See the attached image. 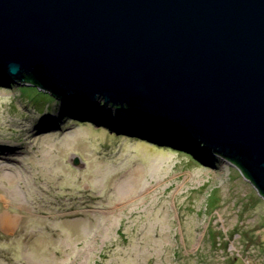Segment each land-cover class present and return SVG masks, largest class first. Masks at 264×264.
I'll return each instance as SVG.
<instances>
[{
	"label": "rangeland",
	"instance_id": "1",
	"mask_svg": "<svg viewBox=\"0 0 264 264\" xmlns=\"http://www.w3.org/2000/svg\"><path fill=\"white\" fill-rule=\"evenodd\" d=\"M31 85L0 83V264H264V198L222 155L146 137L161 125L99 97L19 89Z\"/></svg>",
	"mask_w": 264,
	"mask_h": 264
},
{
	"label": "water",
	"instance_id": "2",
	"mask_svg": "<svg viewBox=\"0 0 264 264\" xmlns=\"http://www.w3.org/2000/svg\"><path fill=\"white\" fill-rule=\"evenodd\" d=\"M0 76L166 125L264 198V0H0Z\"/></svg>",
	"mask_w": 264,
	"mask_h": 264
},
{
	"label": "trees",
	"instance_id": "3",
	"mask_svg": "<svg viewBox=\"0 0 264 264\" xmlns=\"http://www.w3.org/2000/svg\"><path fill=\"white\" fill-rule=\"evenodd\" d=\"M26 82H30V81H28L27 79L25 80ZM11 82L12 81H10V80H8V79H6V78H4V77H2V76H0V83H6V84H11ZM24 82V81H23ZM25 89H23V88H20L19 87V89L21 90V91H23L24 92V94H26L27 95V92H30L31 90H35V91H37L39 94H41L43 97H45V96H47V97H49V98H52V101L53 100H57V101H60L59 99H57L55 96H53L51 93H49V94H46V93H43V92H41L40 90L41 89H39L37 86H34V85H31V86H25L24 87ZM43 97H40V98H43ZM40 100L41 99H39V100H37L36 102L37 103H40ZM42 101V100H41ZM74 106V105H76V104H70V103H65V107H64V111H67V112H70V110L71 109H73L74 108V110H72L73 111V113L74 112H77L78 110H77V107H79L78 105H76V106H74V107H72V106ZM112 105H114V104H112ZM130 113V112H129ZM131 114V113H130ZM76 116H79V117H81V118H87V117H94V120L96 121V122H102V123H105V124H108V125H110V126H112V127H117V128H119V129H123V130H127V131H133V130H136V131H134L133 133H139L138 132V130H143V126L142 125H140V123H139V119H137L136 117H130V116H128L127 115V118L125 119V120H122L121 122H116V124H115V122L114 121H110V119H108V118H105V117H102L100 114H96V113H94L93 111L92 112H87V111H84V113H81V114H78V115H76ZM136 122H138V124L137 125H135V121ZM145 129H147V128H145ZM150 129V128H149ZM149 129H147V130H149ZM154 130V129H153ZM150 131V130H149ZM149 131H141L142 133H140V134H143V133H150ZM156 131H158V132H156ZM146 135H149L150 137H153V138H155V139H157L158 141L160 140V141H165V142H170V143H172V144H174V145H178V146H180V147H189L190 148V145H188V143L186 142V141H183L181 138H180V136L179 135H177V134H175V133H172V132H170L169 130H164V129H158V130H155V133H150V134H146ZM152 135V136H151ZM193 144H195V143H193ZM198 146H200L201 147V145H198ZM190 150H191V148H190ZM199 150H202V149H199ZM194 151V150H193ZM195 152V151H194ZM201 154V153H200ZM203 155V154H202Z\"/></svg>",
	"mask_w": 264,
	"mask_h": 264
},
{
	"label": "bare ground",
	"instance_id": "4",
	"mask_svg": "<svg viewBox=\"0 0 264 264\" xmlns=\"http://www.w3.org/2000/svg\"><path fill=\"white\" fill-rule=\"evenodd\" d=\"M116 111H120V110H117L116 109ZM149 122V121H148ZM154 124H159V125H161V127L162 128H160V129H164V130H167V129H165V128H163V127H165V126H163L162 124H160V123H158V122H155L154 121ZM176 134V133H175ZM142 135H146V134H142ZM178 135V134H177ZM183 135V134H182ZM149 135H146V137H148ZM180 136V135H179ZM150 137V136H149ZM184 137H186L185 135H183V136H180V138L183 140V141H186L187 143H188V145H190V143L189 142H191L192 141V139H188V140H186L187 139V137L186 138H184ZM149 140V139H148ZM150 141V140H149ZM154 143V142H153ZM192 143H193V141H192ZM1 225H2V227L4 228V229H6V230H8V229H10V228H12V222H11V220H10V218L8 217V216H3L2 218H1Z\"/></svg>",
	"mask_w": 264,
	"mask_h": 264
}]
</instances>
